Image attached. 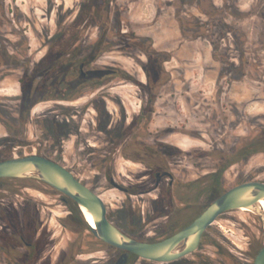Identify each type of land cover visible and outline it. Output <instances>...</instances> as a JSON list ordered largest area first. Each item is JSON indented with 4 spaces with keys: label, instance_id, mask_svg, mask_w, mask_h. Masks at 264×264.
<instances>
[{
    "label": "rangeland",
    "instance_id": "obj_1",
    "mask_svg": "<svg viewBox=\"0 0 264 264\" xmlns=\"http://www.w3.org/2000/svg\"><path fill=\"white\" fill-rule=\"evenodd\" d=\"M120 4L122 35L126 38L117 43V36L111 34L110 46L120 48L88 58L92 66L122 72V83H118V77L108 79L112 93L106 101L109 109H102L99 116L91 109L84 116L83 108L93 100L91 96L74 100L80 101L74 106L72 100L41 96L36 105L30 106L32 114L26 126L20 119L21 104L17 99L22 91L10 81L0 92V162L40 153L67 167L99 194L108 207L109 218L124 233L142 240H158L186 227L231 188L264 182V152L224 170L220 168L223 159L244 140L257 136L260 129L264 131V0H120ZM89 6L95 10L91 14L86 0H0V10L3 8L10 23V40L17 42L23 33L36 64L57 33H64L58 47L72 36L87 32L90 42L98 38L100 20L87 18L99 16V5ZM226 24L242 32L229 33ZM183 26L189 29L187 37ZM190 28H203L207 37L195 38ZM150 44L157 54H166L165 63L159 61L162 56L155 64L148 63L143 51L150 49ZM121 49L128 53L122 54ZM66 64L61 66V72L68 79L72 70ZM142 65L148 66V79L152 81L149 86L157 101L150 129L154 133L170 130L166 146L179 151L168 166L177 177L171 190L170 211L169 205L165 210L158 200L159 191L139 195V190L149 185L140 183L141 177L159 169L149 172L122 158L116 169H109L88 164L84 158L85 153L102 151L107 145L99 129L110 128L111 124L114 127L116 122L121 127L120 113L129 119L140 115L147 94L130 81L147 83ZM113 100L126 101L130 114L120 112ZM46 115L59 116L60 133L65 139L64 157L55 151L41 154L39 150L38 144H44V131L38 122ZM71 115L79 126L72 134L66 129ZM94 119H99L98 126ZM110 176L129 188L130 193L113 188ZM153 184L154 180L150 186ZM65 198L35 179H0V226L15 224L14 217L23 216L22 225L28 228L37 224L33 219L40 218L39 237L35 231L25 229L26 240L41 249L34 264H113L124 252L99 245L81 210L71 200L66 204ZM188 207L191 210H183ZM175 210H182L180 216ZM81 217L85 228L80 227ZM263 245L264 226L258 217L235 210L222 215L208 229L196 253L166 264H254ZM129 264L162 263L131 257Z\"/></svg>",
    "mask_w": 264,
    "mask_h": 264
},
{
    "label": "flooded vegetation",
    "instance_id": "obj_2",
    "mask_svg": "<svg viewBox=\"0 0 264 264\" xmlns=\"http://www.w3.org/2000/svg\"><path fill=\"white\" fill-rule=\"evenodd\" d=\"M86 1L88 13H93L95 11L91 9V6H89L90 4L93 5L92 7L97 4L99 5V16L93 18L89 16L87 18L88 21L100 20L97 25L101 31L98 38H96L94 42H90V35L87 32L86 34H81L80 37L77 35L72 36L68 43L61 44V46L58 47L57 43L63 39L64 33H61V35L57 33L51 37V45L45 50V54L38 64L33 63V59L31 58L33 53L29 50L30 43L23 33L18 35L17 42L14 41L12 43L9 32L7 31L9 30L10 23L6 19V14H4L2 10L3 8L0 10V92L6 90L5 86L8 85L10 81L15 82V85L20 88L22 93L19 95V98H17L21 104L20 119L23 120L26 126V121L32 114L30 106L37 104L38 97L48 96L50 99L57 100L65 98L67 100H72L74 103H71V105L74 106V104L80 102H75L74 100H80L85 96H91L93 100H89L88 104L84 106L82 114L86 116L88 115V111L93 109L98 114L97 116H99V113H102V109H109L106 105V101H109V97H112L111 89L108 90L111 83L108 79L118 77L120 79L118 83H122L123 75L120 70L111 67L92 66L88 59L91 56L95 58L103 56L108 52L112 53L120 48L119 46H110L111 42H109V37L111 34L117 36V43H122V39L126 38V36L122 35L124 31L120 21L122 20L120 0ZM88 21L86 22L88 23ZM4 27L6 28L5 31ZM64 46H66V48H64ZM150 46V49L143 51V55L146 56L148 63L155 64L160 56L164 58L159 59V61L165 63L166 54H157L153 50V44H150ZM53 47L55 48L53 49ZM127 51V49H121L120 52L126 55L128 53ZM64 62L67 63L66 67L72 70L68 79L64 76L65 73L61 72V66L64 65ZM142 68L146 72L147 83H140L137 80L130 81V84L143 89L147 94L146 101L142 102L143 105L140 115L132 116V118L129 119L125 118L123 113H120L121 127H117L119 126V122H116L114 127L111 124L110 128H98L99 133L104 136V141L107 142V145L104 146L102 151L92 150V153H85L84 158L85 162L88 164L91 163L94 166L100 164L101 167L109 169H116L120 165L119 160L121 158L126 160V163H136L149 172L152 169H159L155 174H152V171L145 177H141L140 183L149 185L139 190V195L144 197L159 191L158 200L162 202L165 210L166 206L169 205L167 210L170 211V205H172L173 202L171 199V190L175 188L177 177L168 166L170 159L177 157L179 151L174 147L166 146V133L171 132L170 130L164 128L154 133L153 130L150 129L151 116L153 115V109L157 101L151 86H149V83H152V81L148 79V66L142 65ZM97 70L110 71L111 73L102 78L88 79L89 72ZM60 73H62V75ZM125 77L128 76L126 75L124 78ZM92 90L95 91L91 92ZM113 102L119 108L120 112L125 110L126 114H130V108L126 101L121 100L119 102L118 100H113ZM56 103L58 104L59 102ZM28 109L30 110L29 113H27ZM58 118L59 116L46 115L38 122L40 129L44 131V137L42 139L44 144L39 143L38 145L40 147V152L55 151L57 155L64 157L63 149L65 139L61 136L60 128L62 125ZM74 118L75 116L71 115L66 124L67 132L71 134L75 131V128L79 127L78 123L74 121ZM95 121L98 126L99 119ZM125 123H129L128 126ZM71 134L70 136H72ZM172 134H175V132ZM30 146L32 147L33 145L31 144ZM194 163L197 164V161L194 160ZM144 179L147 181L144 182ZM153 180L154 184L150 186ZM109 181L112 186L113 182L118 184L112 176L109 177ZM166 181H168L167 184ZM120 186L127 190L124 193H130L129 188L123 185ZM113 188L115 187L113 186ZM68 200L71 199L68 197L64 199L66 204ZM189 207L183 210H191ZM175 212H179L180 216L182 210H175ZM71 215H73V212ZM13 220L15 224L5 223L0 226V264H34L41 249L36 244L26 240L25 232L30 230L35 231L37 233L36 236L39 237L38 233L41 228L40 218L37 217L33 219L37 224L30 225L28 228L22 225L25 220L23 216H15ZM79 222L80 227H86L82 217ZM26 228L27 230L25 231ZM181 230L158 240L157 238L146 240L133 238L144 242H158L172 237ZM97 241L101 246H110L98 239ZM122 252L124 253L116 257L113 264L130 263L131 254L125 251Z\"/></svg>",
    "mask_w": 264,
    "mask_h": 264
},
{
    "label": "water",
    "instance_id": "obj_3",
    "mask_svg": "<svg viewBox=\"0 0 264 264\" xmlns=\"http://www.w3.org/2000/svg\"><path fill=\"white\" fill-rule=\"evenodd\" d=\"M110 71L89 72L88 79L102 78ZM160 177V176H159ZM0 179H35L70 198L80 210L87 209L94 217L96 228L90 230L98 240L133 254L139 259L155 263H172L196 253L208 229L224 214L246 209L254 213L264 226V182L240 184L217 198L190 225L172 237L158 242H144L130 237L115 225L108 215L102 197L80 181L67 167L39 155L13 158L0 162ZM122 191L125 188L112 183ZM254 264H264V245Z\"/></svg>",
    "mask_w": 264,
    "mask_h": 264
},
{
    "label": "trees",
    "instance_id": "obj_4",
    "mask_svg": "<svg viewBox=\"0 0 264 264\" xmlns=\"http://www.w3.org/2000/svg\"><path fill=\"white\" fill-rule=\"evenodd\" d=\"M225 25V24H224ZM229 24H226V29L229 30V33L237 34L241 33V30L235 31V29L231 28ZM204 28V27H203ZM203 28L201 29H195V28H190V30L194 31L195 38L196 37H207L205 32L203 33ZM189 29H186L184 26L182 27V32L184 36H188L186 31ZM219 51V48L216 50ZM218 54L215 53V56ZM264 152V131L260 129V132L257 134L255 137H251L247 140H244L243 144L237 148L236 151H234L231 155H229L226 159H223V165L220 166L221 170H224L226 167L231 166L233 164H236L240 161H246L252 156L258 154V153H263ZM13 180V179H12ZM261 250V248L258 249V253ZM133 258H137L133 254H131Z\"/></svg>",
    "mask_w": 264,
    "mask_h": 264
},
{
    "label": "bare ground",
    "instance_id": "obj_5",
    "mask_svg": "<svg viewBox=\"0 0 264 264\" xmlns=\"http://www.w3.org/2000/svg\"><path fill=\"white\" fill-rule=\"evenodd\" d=\"M261 205L264 208V202H262ZM241 210L248 212V210H246V209H241ZM81 211H82V213H83V215H84L87 223L89 224V226L91 228H96V223H95V220H94L93 215L87 209H85V208H83Z\"/></svg>",
    "mask_w": 264,
    "mask_h": 264
}]
</instances>
